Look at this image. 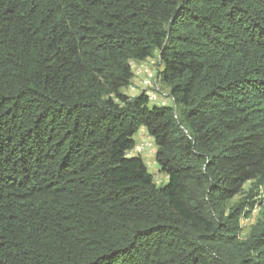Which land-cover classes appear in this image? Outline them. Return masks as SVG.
Returning a JSON list of instances; mask_svg holds the SVG:
<instances>
[{"label": "trees", "instance_id": "obj_1", "mask_svg": "<svg viewBox=\"0 0 264 264\" xmlns=\"http://www.w3.org/2000/svg\"><path fill=\"white\" fill-rule=\"evenodd\" d=\"M157 54L172 106L127 90ZM145 129L155 163L128 155ZM264 0H0V264H264Z\"/></svg>", "mask_w": 264, "mask_h": 264}, {"label": "rangeland", "instance_id": "obj_2", "mask_svg": "<svg viewBox=\"0 0 264 264\" xmlns=\"http://www.w3.org/2000/svg\"><path fill=\"white\" fill-rule=\"evenodd\" d=\"M131 69H132L134 78L132 80L131 86L127 90L124 91V93L125 92L127 93V94L125 93L126 95L130 94L129 97H134L140 92H142L144 88L146 87L147 81L149 80L147 79L148 74H151L153 78L150 79L149 83L151 85L155 84V86H152L151 90L158 88L160 95L164 99H167L169 97V89L166 86H164L163 83L161 82L160 72L162 71V67L159 64L157 54L155 55L154 58L147 59L146 61L142 63H131ZM133 139L135 142V148L132 150V152H129L128 155L140 157L144 161L145 165L149 167L150 171L149 170L148 171L153 176L154 183L157 186L165 185L167 182L164 180L159 183L157 182L159 181L158 179L160 178V175L162 173L160 171L152 172V169H151L152 166L153 167L155 166L154 153H155L156 148H155L153 139L149 137L147 132H141V134L137 133ZM145 143L151 144L150 150L154 152L153 155H150V154L148 155L149 152H142L141 154L138 153L137 150H139L140 146L144 145ZM252 189H253V185L251 183H247L246 185H244L243 187L244 194L232 200V202L229 204L228 207L234 206L236 203L243 200L246 197L247 193ZM253 191L255 193L257 192L258 194V197L254 199L256 202V205L251 211L246 212L239 219V229H240L239 238L240 240H245L248 237L251 228L256 224L258 220L262 219L264 216L263 189L262 188H259L258 190L253 189Z\"/></svg>", "mask_w": 264, "mask_h": 264}, {"label": "built area", "instance_id": "obj_3", "mask_svg": "<svg viewBox=\"0 0 264 264\" xmlns=\"http://www.w3.org/2000/svg\"><path fill=\"white\" fill-rule=\"evenodd\" d=\"M152 86H155V84H152L151 86H150V91L151 92H153L154 93V95H155V97H156V105H162V106H165V107H170L171 105H172V103L170 102V99H164L161 95H160V93H159V91H158V88L157 89H154V90H151V88H152ZM171 103V104H170ZM150 148H151V144H147V143H145L144 145H142V146H140V148H139V150H137L138 151V153H142V152H149L148 153V155L150 154V155H153V151L152 150H150Z\"/></svg>", "mask_w": 264, "mask_h": 264}, {"label": "bare ground", "instance_id": "obj_4", "mask_svg": "<svg viewBox=\"0 0 264 264\" xmlns=\"http://www.w3.org/2000/svg\"><path fill=\"white\" fill-rule=\"evenodd\" d=\"M152 78H153L152 75L151 74H148V78L147 79H149V80L147 81V84L145 83L146 84V87L144 88L143 91L146 92V95H147V98H148L149 102L151 104H155L156 105V97H155L154 93L149 90L150 89V86H151V84L149 83V81ZM168 99H170V102L172 103V99L170 97H168Z\"/></svg>", "mask_w": 264, "mask_h": 264}, {"label": "crops", "instance_id": "obj_5", "mask_svg": "<svg viewBox=\"0 0 264 264\" xmlns=\"http://www.w3.org/2000/svg\"><path fill=\"white\" fill-rule=\"evenodd\" d=\"M125 93H126V92H125ZM126 94H127V93H126ZM127 96H130V94H128ZM141 132H146V131H145V129L142 128V129H140V131L138 132V134H139V133L141 134ZM131 152H132V151H131ZM147 169L149 170V167H148V166H147ZM151 169H152V172H158V171H159V170H158V166L156 165V163H155V166H154V167H153V166L151 167ZM149 171H150V170H149ZM149 171H148V172H149ZM158 180H159V181H157L158 183H159V182H162L163 180L167 182V181H168V178H167V176H165L164 174H161V175H160V178H159Z\"/></svg>", "mask_w": 264, "mask_h": 264}]
</instances>
